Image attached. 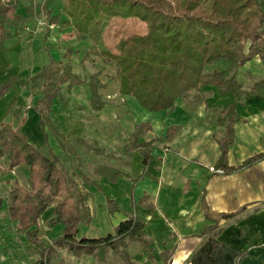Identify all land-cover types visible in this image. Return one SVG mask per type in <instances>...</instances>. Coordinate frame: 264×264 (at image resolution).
Segmentation results:
<instances>
[{
	"label": "crops",
	"instance_id": "obj_1",
	"mask_svg": "<svg viewBox=\"0 0 264 264\" xmlns=\"http://www.w3.org/2000/svg\"><path fill=\"white\" fill-rule=\"evenodd\" d=\"M16 1L19 19L10 20L7 24L15 35L0 47V82L14 77L25 79L34 76L52 61L71 63L72 53L76 54L73 48L77 49L73 46H78L80 42L84 43V49L76 50L77 54L82 55L84 61L91 57L85 54V50L91 48L92 41H80L73 26L63 25L67 17L62 11V0H59L60 3L58 0H46L48 5L40 10H35L33 6H21L24 0ZM38 12L46 18L40 25ZM53 17H58L59 21L50 25L49 20ZM64 42L68 46L67 62L62 61ZM252 60H255L253 64ZM252 60L237 70V78L246 93L258 91L259 83L264 84V63L258 56ZM215 65L223 66L217 72L228 68L224 61L211 66ZM250 77L254 82H249L247 78ZM198 94L195 106L184 98L177 101L173 110L153 114L134 96L126 95L130 96L125 101L129 112L121 116V122L129 130V135L120 154L111 146L114 143L111 135L91 133L99 141V146L105 145L104 148H109L113 155L106 157L90 153V166L87 165L89 168L85 173L101 188L84 185L82 178H78L85 203L92 214V220L81 229V234L97 237L114 233L115 227L127 219L125 213H133L146 224L144 233L151 242L148 247L140 241L129 244L128 251L136 264H166L168 259V264H191L192 254L212 232H217L222 242L239 253V264H264V159L242 167L254 155L264 153V90L245 95L237 102L236 112L240 120L234 125L235 138L228 148L227 165L233 168L229 172L218 167L223 154L219 138L225 132V126L219 119L224 107L235 102V96L232 93L221 95L219 88L212 84L203 86ZM42 96L43 93H33L27 86L21 85L5 93L0 98V123L12 121L14 127L20 128L35 147L44 150L46 146L47 150L51 148L55 154L61 155L63 149L56 135L40 125L35 108ZM136 101L146 110L140 108ZM64 105L63 91L54 99L51 121L62 135L70 139L79 138L73 134L72 121ZM118 111V107L105 101L98 119L111 122ZM160 112L161 115L155 116ZM142 122L152 126L139 138V143L150 144L152 159L147 174L134 187L133 180L144 171V156L141 149L128 154L124 146L130 134L134 133L136 124ZM9 164L6 157L0 159V198L4 199L8 198L9 188L16 181L29 187V168L15 167L5 173ZM99 164L117 168L123 173L116 182L99 177L95 174V167ZM211 167H215L216 171H212ZM144 196L147 199L142 205L140 201ZM108 200L117 204L119 210L111 214ZM105 204L104 211L102 206ZM97 207L104 214L102 229L96 222ZM55 219L53 206H50L39 220L41 245H38L19 229L18 222L9 216L7 206L0 207V264H39L42 250L52 246L63 232V226L56 224ZM65 254L69 257L66 258ZM51 264L99 262L91 255L78 256L66 248H57Z\"/></svg>",
	"mask_w": 264,
	"mask_h": 264
},
{
	"label": "trees",
	"instance_id": "obj_2",
	"mask_svg": "<svg viewBox=\"0 0 264 264\" xmlns=\"http://www.w3.org/2000/svg\"><path fill=\"white\" fill-rule=\"evenodd\" d=\"M16 6V0H0V47L15 35L7 24L19 19ZM62 11L67 17L63 25L73 26L79 40L92 41L87 54L115 67L112 78L118 83L119 93L134 96L150 111L173 110L178 100L193 91L200 92L208 84L217 86L221 95L234 94L235 102L224 107L219 119L225 132L219 138L223 154L218 167L225 172L232 171L233 168L227 165V153L235 138L234 125L240 120L237 102L245 95L264 90V84L260 82L258 91L246 93L237 78L238 68L256 56L264 63V0H62ZM114 19H138L146 24V32L133 35L119 52H113L106 47L104 35ZM58 21V17H53L49 23ZM223 61L228 64L225 71H206L207 67ZM72 67L70 62L52 61L34 76L2 81L0 98L20 85L27 86L33 93H43L35 108L41 127L53 132L63 151L78 162L83 184L101 188L83 170L77 145H83L94 155L106 157L113 155L111 150L99 146L96 139L79 137L72 140L62 135L50 117L54 99L63 94L66 83L68 90L88 84L91 107L95 111L105 107L99 80L94 77L86 81L73 72ZM151 129L148 122L136 124L124 146L126 153L141 149L144 156V171L133 180L134 187L147 174L152 159L150 144L139 143V138ZM45 136L48 137L47 131ZM4 157L10 162L5 173L15 167L29 168V187L18 181L12 183L8 198H0V207L6 205L19 229L38 245H41L39 220L50 206L56 216L55 223L63 226L62 234L52 246L42 250L39 264H51L57 248H66L78 256L91 255L99 264H136L128 251L129 244L140 241L146 247L150 245L144 233L146 224L133 213H125L127 219L115 227L114 233L97 237L81 234V225L89 224L92 214L85 203L78 175L70 171L62 163L61 155L51 148L44 151L35 147L12 121L0 123V159ZM262 159L264 153L256 154L242 167ZM122 173L105 164L95 167L96 175L113 182ZM146 199L144 196L140 204L145 205ZM107 204L111 214L119 210L112 200ZM238 258L239 253L222 242L217 232H212L192 254L190 262L239 264ZM167 261L169 259L166 264Z\"/></svg>",
	"mask_w": 264,
	"mask_h": 264
},
{
	"label": "rangeland",
	"instance_id": "obj_3",
	"mask_svg": "<svg viewBox=\"0 0 264 264\" xmlns=\"http://www.w3.org/2000/svg\"><path fill=\"white\" fill-rule=\"evenodd\" d=\"M23 1V0H22ZM59 2V0H58ZM23 5L21 6H33L35 10L42 9V6L48 5L46 0H24ZM60 3V2H59ZM32 11V10H31ZM39 14V15H38ZM37 20L38 25L41 24L44 18L42 16L41 12L37 13ZM47 22V21H46ZM51 28H54V26H51ZM146 24L138 19H114L111 22L110 27L108 28L105 36H104V42L106 44V47L110 49L113 52H119L131 39V37L135 34H143L146 32ZM36 29L34 28L33 31ZM70 36V35H69ZM67 39L68 37L65 36ZM69 40V38H68ZM67 40V43H69ZM82 41V40H80ZM65 45L63 46V52H62V61L67 62L66 58V51H67V43L64 42ZM77 47L73 48L75 53H72L71 63L73 65L72 70L73 72L79 74L82 79L88 81L92 78H96L99 80V82L102 84L99 92L100 96L104 101L107 103H110L112 105H115L118 107L119 111L116 114V118H114L111 122H105L103 120L98 119V115L100 114V111H95L89 104L90 101V91L88 85L83 86H75L71 90L67 89L68 83L64 86V100L66 103V106L64 105L66 111L69 112L70 119L72 121V128L74 129L75 136L83 137L88 140L95 139L91 133L96 132L101 135H106L108 137H113L114 143H112V147L114 148L116 153H122V146L126 142V137L129 135V130L125 127V125L121 122L122 121V115L128 113V109L126 108V103L128 99H130V96L122 95L119 93L118 90V83L112 78L115 74V67L114 66H107L104 61L100 58H93L90 57L87 60H83V56L77 54V51L83 50L84 43L80 42L78 43ZM89 49L85 50V54H87ZM255 60L251 61V64L254 63ZM223 66L222 65H215V66H209L207 67L206 71L208 73H213L215 71H219ZM248 77V76H246ZM249 79L250 83L254 82V79ZM248 81V80H247ZM199 94L198 92H191L186 97H184V100H189L190 103H192L194 106V102L198 99ZM134 98V97H133ZM135 99V98H134ZM136 100V99H135ZM137 102V101H136ZM138 103V102H137ZM138 105L140 108L146 110L143 108L139 103ZM148 111V110H147ZM150 112V111H148ZM153 114L154 112H150ZM162 113H157L156 115H161ZM115 115V114H114ZM152 116V115H151ZM18 123V122H17ZM20 124V122H19ZM72 133V132H71ZM71 139L75 140L76 137H71ZM54 142V141H53ZM99 142V141H98ZM55 144V143H54ZM100 145V143H99ZM56 146V144H55ZM102 147H105V145H102ZM79 157L83 160V168L85 167V172L88 170L89 165L88 161L91 159V152H89L86 148L82 146L77 145ZM47 148L44 146V151H46ZM90 155H89V154ZM61 161L62 163L70 170L75 171L76 175H78V178L81 179L80 173H78V162L66 151H63L61 154ZM90 166V165H89ZM18 172V171H17ZM87 173V172H86ZM26 184V183H24ZM106 204L102 206V209L105 211ZM97 223L99 224V229H102L104 226V214L100 207H97ZM85 225L88 224H82L81 229H84ZM61 228V225L58 227ZM82 232V231H81ZM66 255V254H65ZM69 255H66V258H68Z\"/></svg>",
	"mask_w": 264,
	"mask_h": 264
},
{
	"label": "built area",
	"instance_id": "obj_4",
	"mask_svg": "<svg viewBox=\"0 0 264 264\" xmlns=\"http://www.w3.org/2000/svg\"><path fill=\"white\" fill-rule=\"evenodd\" d=\"M3 1L6 2V1H8V0H3ZM211 170H212V171H216V169H215L214 167H211Z\"/></svg>",
	"mask_w": 264,
	"mask_h": 264
}]
</instances>
